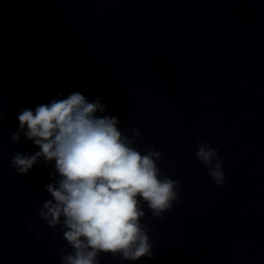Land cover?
<instances>
[{"label": "water", "instance_id": "1", "mask_svg": "<svg viewBox=\"0 0 264 264\" xmlns=\"http://www.w3.org/2000/svg\"><path fill=\"white\" fill-rule=\"evenodd\" d=\"M73 92L138 129L137 150L160 151L181 185L162 218L143 205L154 259L99 264H264V0H0V264H62L72 251L36 208L54 168L17 173L11 156L39 148L11 133L22 109ZM197 137L218 149L223 186Z\"/></svg>", "mask_w": 264, "mask_h": 264}, {"label": "clouds", "instance_id": "2", "mask_svg": "<svg viewBox=\"0 0 264 264\" xmlns=\"http://www.w3.org/2000/svg\"><path fill=\"white\" fill-rule=\"evenodd\" d=\"M105 110L100 98L89 102L73 92L34 111L22 109L19 129L11 133L12 141L19 142L23 134L39 148L33 154L11 156L17 173L27 174L41 160L54 168L49 174L52 182L44 186L50 198L36 208L52 234L59 228L71 246L72 251L61 253L62 264H99L100 253L124 261L154 259L150 229L141 223L146 215L143 205L153 217L162 218L174 203H181L180 182L162 175L157 166L162 153L149 148L142 154L135 147L141 132H122L118 117ZM196 146L197 160L215 184L223 186L218 149L198 137ZM29 227L35 228L36 221H29ZM37 235L43 237L44 232Z\"/></svg>", "mask_w": 264, "mask_h": 264}]
</instances>
